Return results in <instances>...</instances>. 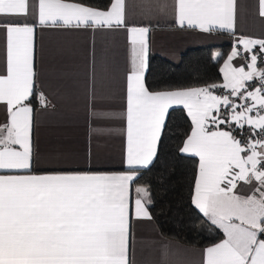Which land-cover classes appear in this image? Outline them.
Here are the masks:
<instances>
[{
    "label": "snow or ice",
    "instance_id": "obj_1",
    "mask_svg": "<svg viewBox=\"0 0 264 264\" xmlns=\"http://www.w3.org/2000/svg\"><path fill=\"white\" fill-rule=\"evenodd\" d=\"M130 2L149 16L171 8L181 28L235 35L239 0H107L103 8L0 0V264H135L132 221L151 220L153 202L137 179L157 157L175 108L189 121L178 150L194 166L192 205L223 233L204 250L203 264H264V38L236 37L222 83L153 90L145 79L149 27L129 24ZM255 6L264 18V0ZM37 28L126 32L122 169H37L32 104L50 106L38 88ZM102 104L93 77L92 119H115Z\"/></svg>",
    "mask_w": 264,
    "mask_h": 264
},
{
    "label": "crops",
    "instance_id": "obj_2",
    "mask_svg": "<svg viewBox=\"0 0 264 264\" xmlns=\"http://www.w3.org/2000/svg\"><path fill=\"white\" fill-rule=\"evenodd\" d=\"M128 22L149 27V53L174 63L188 62V56L183 55L187 49L228 45L229 51L219 69L231 53L237 36L264 38V18L259 17L255 0H239L235 35L181 28L175 23L171 8L167 14L149 16L134 2L128 5ZM130 59L131 47L123 29L37 28L38 88L50 101L49 107H42L35 99L32 104L33 141L40 155L38 170L122 169L126 73ZM242 62L239 57L233 61L237 66ZM93 77L96 95L102 97V106L110 110L115 119L103 122L92 119L89 95ZM5 120L6 114L0 108V123ZM133 195H136L134 191ZM215 243L204 247L186 245L163 236L153 219L132 221L131 246L135 264H203L204 250Z\"/></svg>",
    "mask_w": 264,
    "mask_h": 264
},
{
    "label": "trees",
    "instance_id": "obj_3",
    "mask_svg": "<svg viewBox=\"0 0 264 264\" xmlns=\"http://www.w3.org/2000/svg\"><path fill=\"white\" fill-rule=\"evenodd\" d=\"M85 4L103 8L107 0H83ZM225 33V32H221ZM220 53L216 57L215 51ZM229 51L228 45L200 46L187 49L186 64L174 63L158 54L149 53L145 79L153 90L205 86L221 81L219 65ZM189 127L185 112L170 110L167 129L158 145L157 157L142 170L137 184L149 189L152 197L150 213L159 232L186 245L204 247L223 237L192 205L193 163L182 155L179 147Z\"/></svg>",
    "mask_w": 264,
    "mask_h": 264
}]
</instances>
